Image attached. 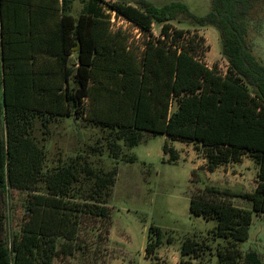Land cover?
Masks as SVG:
<instances>
[{
  "label": "trees",
  "instance_id": "16d2710c",
  "mask_svg": "<svg viewBox=\"0 0 264 264\" xmlns=\"http://www.w3.org/2000/svg\"><path fill=\"white\" fill-rule=\"evenodd\" d=\"M73 1L0 0V264L71 259L86 250L88 220L110 224L117 168L97 172L76 158L47 170L44 148L33 136L37 121L48 127L54 119L89 115L108 129L115 160L135 162L123 156V148L138 146L145 134L192 143L211 173L244 157L252 160L258 169L253 192L206 185L192 193L190 213L217 222L210 234L226 241L217 250L218 264H260L239 248L249 238L253 214L264 213V65L246 42L257 0H212L203 17L184 2L157 6L148 0H89L74 16ZM112 13L148 37L141 52L122 28L112 31ZM173 23L217 29L227 73L198 57L203 41L196 32ZM87 100L95 103L93 112ZM163 150L178 160L175 149L166 144ZM83 180L88 188L81 190ZM10 190L27 193L13 236L5 228ZM233 198L251 202L252 209L235 206ZM162 244V230L152 226L145 258L159 261ZM207 249L206 242L189 238L181 256L198 259Z\"/></svg>",
  "mask_w": 264,
  "mask_h": 264
},
{
  "label": "rangeland",
  "instance_id": "374dc122",
  "mask_svg": "<svg viewBox=\"0 0 264 264\" xmlns=\"http://www.w3.org/2000/svg\"><path fill=\"white\" fill-rule=\"evenodd\" d=\"M114 2L115 0H109ZM157 6L170 2H184L190 11L200 17L206 16L212 9V0H148ZM88 0H74L72 13L78 16ZM109 15L106 7L102 6ZM246 42L258 61L264 65V0H257L248 19ZM177 29H188L185 25L173 23ZM125 28L111 24L112 31L118 28L131 35L140 52L148 37L135 32L131 26ZM196 32L203 41V51L198 57L210 68H216L219 74L227 73L228 61L221 53V39L213 27L188 29ZM156 37L160 28H154ZM201 51V50H200ZM76 57L74 56L73 59ZM89 112H93L95 103L86 101ZM176 105L173 107V111ZM93 114V113H92ZM38 144L46 153L47 170L67 166L70 159L81 158L87 161L97 172L117 168L116 182L112 187L108 206L111 208V220L87 221L82 239L87 240L86 250L77 252L71 259H57L54 264H151L145 258L149 229L158 227L163 233V244L158 249L159 261L152 264H218L217 250L224 247V239H213L210 234L217 222L207 221L190 213V199L194 192H202L206 185L229 188L238 192H253L256 186V165L248 157L241 163L227 164L213 174H206L204 156L188 142L168 140L165 136L156 137L145 134L141 143L134 148H123V156L136 157L131 163L122 159L115 160L108 149V129L91 122V116L77 119L58 118L44 127L37 121L33 131ZM175 149L177 161L170 160V154L164 153V146ZM198 167V171L195 168ZM195 171V174H193ZM86 178V177H85ZM83 182H85L83 180ZM88 188V182H85ZM42 191L45 185L41 183ZM5 209V228L9 236L20 230L25 214L26 192L10 190ZM237 207L251 210L252 204L241 198H233ZM97 226L98 229H94ZM109 227L108 235L105 234ZM172 238L173 242L168 243ZM206 242L210 250H205L200 258L182 257L181 249L186 239ZM243 255L255 254L264 264V213L253 214L249 229V238L240 243ZM239 264H245L243 260Z\"/></svg>",
  "mask_w": 264,
  "mask_h": 264
},
{
  "label": "built area",
  "instance_id": "2783aa9c",
  "mask_svg": "<svg viewBox=\"0 0 264 264\" xmlns=\"http://www.w3.org/2000/svg\"><path fill=\"white\" fill-rule=\"evenodd\" d=\"M111 22H112L113 25L114 24H117V26L123 27V28H125L124 25H126V27L127 26H131L132 27V24L131 23H129L128 21H126L122 17H117L116 16V13H112V15H111ZM135 32L138 33L139 30L138 29H135Z\"/></svg>",
  "mask_w": 264,
  "mask_h": 264
},
{
  "label": "crops",
  "instance_id": "0c3cea01",
  "mask_svg": "<svg viewBox=\"0 0 264 264\" xmlns=\"http://www.w3.org/2000/svg\"><path fill=\"white\" fill-rule=\"evenodd\" d=\"M89 1V0H88ZM60 3H61V0H60ZM88 3V2H87ZM87 3H85V4H87ZM73 4H74V1H73ZM85 6V5H84ZM68 12H69V3H68ZM82 12V11H81ZM80 12V13H81ZM73 14V13H72ZM74 15V14H73ZM75 16V15H74ZM167 139H168V137L167 136H165ZM169 140V139H168ZM203 161H204V163H205V166H206V159L205 158H203ZM207 167V166H206ZM220 169V168H219ZM219 169H217V171H215V172H213V173H211V172H209L207 169L205 170L206 171V174L208 175V177L211 179V177H212V175L213 174H216V172H218V170ZM195 170L196 171H198V167H196L195 168ZM257 173V172H256ZM257 185V184H256ZM255 188H256V186H255ZM148 261H150V260H148ZM150 263H151V261H150ZM152 264V263H151Z\"/></svg>",
  "mask_w": 264,
  "mask_h": 264
}]
</instances>
